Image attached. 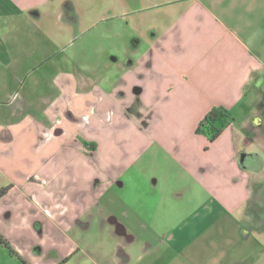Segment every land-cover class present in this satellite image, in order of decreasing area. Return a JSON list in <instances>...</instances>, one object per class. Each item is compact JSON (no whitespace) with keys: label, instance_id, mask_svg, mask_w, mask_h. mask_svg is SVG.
<instances>
[{"label":"crops","instance_id":"1","mask_svg":"<svg viewBox=\"0 0 264 264\" xmlns=\"http://www.w3.org/2000/svg\"><path fill=\"white\" fill-rule=\"evenodd\" d=\"M86 20L114 32L109 69L22 89L52 35ZM263 26L264 0H0V233L18 255L0 252L264 264V104L246 97L263 81ZM218 105L237 114L209 141L195 129Z\"/></svg>","mask_w":264,"mask_h":264},{"label":"rangeland","instance_id":"2","mask_svg":"<svg viewBox=\"0 0 264 264\" xmlns=\"http://www.w3.org/2000/svg\"><path fill=\"white\" fill-rule=\"evenodd\" d=\"M55 26L54 24V31ZM64 29L65 36L61 43H56L55 34L53 33L54 36L52 35L50 43L51 49L42 61L34 63L29 69H21L24 72L21 80L22 89H26L35 79L44 82V79L50 76L52 70L65 69L77 76L91 73L93 69H109V66L112 65L109 46L110 37L114 32L109 28L108 20L89 23L87 20L79 23L72 22ZM56 45L58 50L55 47ZM254 46L255 51L264 55V26L262 27L260 39ZM260 75L263 81L259 85H255L254 88L248 87L246 90V97H253L255 107L259 103H264V69L260 70ZM235 112H232L233 116L237 114ZM261 143H264L263 135L261 136ZM262 145L257 144L252 148H256L261 153L263 152ZM0 264H16V262L8 258L5 252H0Z\"/></svg>","mask_w":264,"mask_h":264},{"label":"trees","instance_id":"3","mask_svg":"<svg viewBox=\"0 0 264 264\" xmlns=\"http://www.w3.org/2000/svg\"><path fill=\"white\" fill-rule=\"evenodd\" d=\"M232 119L233 117L229 109L220 105L213 106L198 122L195 130L198 133L205 134L209 141H213L231 123ZM8 188V186L0 188V198L6 193ZM0 245L5 247L11 254L18 255L9 240L1 233Z\"/></svg>","mask_w":264,"mask_h":264},{"label":"flooded vegetation","instance_id":"4","mask_svg":"<svg viewBox=\"0 0 264 264\" xmlns=\"http://www.w3.org/2000/svg\"><path fill=\"white\" fill-rule=\"evenodd\" d=\"M261 104H264L263 102L261 103ZM261 117H263L264 116V109H261V115H260ZM248 157H246V159H247Z\"/></svg>","mask_w":264,"mask_h":264},{"label":"water","instance_id":"5","mask_svg":"<svg viewBox=\"0 0 264 264\" xmlns=\"http://www.w3.org/2000/svg\"><path fill=\"white\" fill-rule=\"evenodd\" d=\"M244 158H245V154L244 153L240 154V160L242 161Z\"/></svg>","mask_w":264,"mask_h":264}]
</instances>
